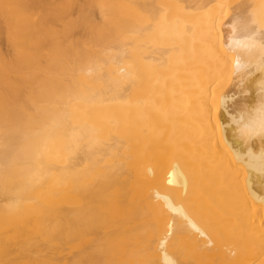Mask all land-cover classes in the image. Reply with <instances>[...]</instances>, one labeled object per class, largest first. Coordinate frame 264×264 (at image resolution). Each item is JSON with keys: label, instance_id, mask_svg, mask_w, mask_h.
I'll list each match as a JSON object with an SVG mask.
<instances>
[{"label": "bare ground", "instance_id": "1", "mask_svg": "<svg viewBox=\"0 0 264 264\" xmlns=\"http://www.w3.org/2000/svg\"><path fill=\"white\" fill-rule=\"evenodd\" d=\"M0 15V264H264V0Z\"/></svg>", "mask_w": 264, "mask_h": 264}, {"label": "rangeland", "instance_id": "2", "mask_svg": "<svg viewBox=\"0 0 264 264\" xmlns=\"http://www.w3.org/2000/svg\"><path fill=\"white\" fill-rule=\"evenodd\" d=\"M227 19V18H226ZM225 19V20H226ZM7 27H8V22L7 21H5V19H3L2 17H1V15H0V29H2V30H0V48L3 50V52H8V50H9V43H8V40H7V33H6V31H7ZM3 32V33H2ZM1 38L3 39V41L1 40ZM239 101V98H237V96H236V98H234V100H233V104L234 105H236L237 104V100ZM236 102V103H235ZM76 161V163L77 164H81L82 163V159L80 158V159H75ZM81 160V161H80ZM80 162V163H79ZM2 199V197L0 196V200Z\"/></svg>", "mask_w": 264, "mask_h": 264}]
</instances>
